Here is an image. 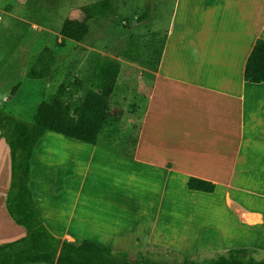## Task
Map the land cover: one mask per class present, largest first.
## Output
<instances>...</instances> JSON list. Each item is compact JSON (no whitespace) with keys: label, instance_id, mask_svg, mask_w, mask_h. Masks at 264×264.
<instances>
[{"label":"crops","instance_id":"obj_1","mask_svg":"<svg viewBox=\"0 0 264 264\" xmlns=\"http://www.w3.org/2000/svg\"><path fill=\"white\" fill-rule=\"evenodd\" d=\"M135 93L134 113L121 119L123 135H136L131 153L105 148L100 136L90 146L52 132L36 146L40 173L33 170L30 187L47 229L114 251L145 227L148 244L188 257L257 251L253 243L264 236V0H176L159 63L136 73ZM71 164L64 190L54 194L55 170ZM10 181V149L0 138V245L26 235L6 208ZM101 202L119 216L115 226L81 234L75 220Z\"/></svg>","mask_w":264,"mask_h":264},{"label":"rangeland","instance_id":"obj_2","mask_svg":"<svg viewBox=\"0 0 264 264\" xmlns=\"http://www.w3.org/2000/svg\"><path fill=\"white\" fill-rule=\"evenodd\" d=\"M101 1L104 0H0V107L6 114L31 122L39 104L51 101L63 84H71L67 97L83 98L92 85V68L89 64L92 54L121 63L117 91L111 107L122 111L123 116L125 113H134L136 73L140 69L155 70L176 0H113L112 13L88 21L89 33L82 43L65 40L60 36L61 27L67 19L83 20L81 9ZM148 5L152 10L150 19L138 24L137 18ZM128 51H138L140 63L128 61L124 57ZM75 80L81 82L82 89L74 84ZM16 85L19 86L15 95L10 96ZM130 91H134V94H130ZM123 125L120 120L105 129L100 135V144L105 148L131 153L136 135L124 136ZM33 170L35 172L34 166ZM39 173L40 169L35 172ZM36 180L37 177L34 179L32 173L31 183ZM46 185L42 188L44 194H47ZM33 192L38 200V192L35 189ZM53 193L56 194L54 190ZM118 217L112 210H106L101 202L95 209L86 207L75 223L81 234H95L112 229ZM94 218L97 219L96 223ZM59 219L63 225L67 222V216L62 219L60 216ZM90 226L91 230H87ZM147 236L148 228H142L139 234L128 237L127 243L116 252H126L131 260L135 259L136 253L154 261L185 257L148 244ZM262 238L264 236L260 235L253 243L257 251L251 250L249 253L255 260H264ZM209 257L200 255L190 258L201 260Z\"/></svg>","mask_w":264,"mask_h":264},{"label":"trees","instance_id":"obj_3","mask_svg":"<svg viewBox=\"0 0 264 264\" xmlns=\"http://www.w3.org/2000/svg\"><path fill=\"white\" fill-rule=\"evenodd\" d=\"M113 8V0L82 8L83 20L67 19L61 27L60 36L65 40L82 43L89 33L88 21L108 16ZM151 13L148 5L137 18V23L147 22ZM124 57L135 64L141 61L138 51H128ZM89 64L92 68V85L83 98L67 97L71 84H63L51 101L39 104L31 122L16 119L0 107V138L10 149L11 160L6 208L15 224L26 231L25 237L0 245V264H264V260L250 257L251 251L246 249L230 250L224 255L201 260L185 256L154 261L140 253H136L135 259L131 260L126 252H116L110 246L101 247L90 241L69 242L55 237L47 229L30 187L32 157L38 143L47 132H52L96 146L101 133L123 116L122 111L111 107L117 91L121 63L92 54ZM74 84L79 89L83 88L77 80ZM18 86L13 87L10 96L15 95ZM73 167L71 164L68 169H56V194L63 191L64 179L73 174Z\"/></svg>","mask_w":264,"mask_h":264},{"label":"bare ground","instance_id":"obj_4","mask_svg":"<svg viewBox=\"0 0 264 264\" xmlns=\"http://www.w3.org/2000/svg\"><path fill=\"white\" fill-rule=\"evenodd\" d=\"M243 65H244V64H243ZM108 216H109V215H108ZM106 217H107V214H106ZM106 217H103V219H105ZM65 219H66V218H65ZM95 219H96V218H94L93 221L96 223V220H97V219H96V220H95ZM99 220H101V219H99ZM61 221H62V220H61ZM66 221H67V220H66ZM93 221H91L92 224H93ZM108 221H109V220H108ZM76 222H78V221L76 220ZM91 222H90V223H91ZM99 222H100V221H98V223H99ZM79 223H80V221H79ZM64 224H66V223H64ZM80 225H81V224H79V228H80ZM98 225H99V224H98ZM96 227H97V226H96ZM105 229H106V228H105ZM107 229H108V228H107ZM78 230H79V229H78ZM83 230H84V229H83ZM87 230H91V226H90ZM103 230H104V229H103ZM108 230H109V229H108ZM80 231H81V232H84V231H82V230H80ZM103 232H104V231H103Z\"/></svg>","mask_w":264,"mask_h":264}]
</instances>
